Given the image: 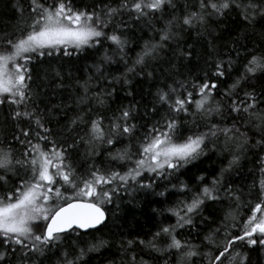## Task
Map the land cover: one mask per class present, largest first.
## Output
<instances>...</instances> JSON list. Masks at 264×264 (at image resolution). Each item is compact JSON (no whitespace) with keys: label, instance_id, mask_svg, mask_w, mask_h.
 Listing matches in <instances>:
<instances>
[{"label":"snow or ice","instance_id":"6c2138e0","mask_svg":"<svg viewBox=\"0 0 264 264\" xmlns=\"http://www.w3.org/2000/svg\"><path fill=\"white\" fill-rule=\"evenodd\" d=\"M171 3L172 0H120L116 6L101 3L88 11L87 6L83 9L75 8L72 0H29L28 15L24 18L23 26H18L11 38L7 35L0 37V104L7 100L10 106H16L10 115L13 122L11 142H0V188L5 189L0 191V246L6 249L0 252V264L9 255L18 264H30L33 257L44 256L69 233H77L79 236L82 232H99L107 226L105 205L111 204L113 197L120 191L127 192L129 186L153 188L157 181L166 180L181 168L193 165L206 154L209 142H218L220 136L224 137V148L233 152L228 165L221 169L219 176L212 178L211 186L205 184L199 191L192 193L191 200H181L165 210L176 217L175 224L161 227L150 240L140 239L138 243L152 252L165 255L171 253L174 264H192V258L197 256L206 258L207 264H246L247 254L236 251L238 245L246 242L249 248L256 245L264 248V179L260 182L258 202L246 205L250 207V214L242 221V226L237 221L236 210L230 208L225 213L220 226L225 229V237L221 242H216L220 227L206 235L201 245H192L178 238V229L194 227L192 217L201 211L206 201L222 202L223 198L240 201L238 191L234 194L230 183L224 187V174L239 165L242 157L236 153H243L250 141L235 123L226 127L209 123L210 118L224 111L223 103L213 100L214 90L218 87L217 79L225 76L223 61H213L209 54L203 78L173 80L172 84L165 85L167 90L158 89L156 99L160 107L167 104L168 110L160 120L147 126L142 137L135 135L137 124L129 123L136 117L133 115V107L127 106L113 114L107 127L102 115L90 121L84 115L76 116L66 125L67 130L74 131L76 126L83 124L87 131L83 136L74 137L72 144H68L66 137L58 141L53 130L46 126L52 120L39 109L33 99L34 81L29 67L33 61L42 62L38 58L52 57L61 51L65 56L72 55L70 49L80 52L101 45L104 40L110 41L123 55L127 44L126 38L122 36L123 22L116 24L111 33L107 31L114 20L125 13L130 18L135 13L137 20L154 17L156 12ZM232 4L233 0H199L198 11L189 12L182 19L174 17L168 21L159 42H146L128 71H134L136 65L146 66L149 58H156L165 42L173 38L174 22L182 28H191L194 21L203 24L211 15H223ZM17 11L23 17L24 6L19 5ZM257 15L264 19V0H249L244 6L243 19L251 23ZM124 27L127 25L124 24ZM191 55V52L179 53L185 59ZM109 59L105 56V60ZM246 59L243 72L229 86L225 95L231 100L229 114L235 113L237 119L259 135L260 138L252 147H264V109L260 107L264 104V87L257 93L256 85L252 84L250 90L244 91L242 99L233 98L250 79L264 82V50L258 54L249 52ZM213 67L215 71H212ZM53 71L57 77L60 76L58 70ZM97 71L100 69L97 68ZM148 75L151 77L152 73ZM115 79L119 81L120 77ZM124 83L128 84L129 81L125 79ZM81 87L85 93L81 98L83 103L89 99L90 87L87 81ZM189 88L192 90L189 91ZM194 94L199 98L193 99ZM95 98L99 104L104 103L100 94ZM193 106L194 111H190ZM157 111L154 106L150 114L155 115ZM181 112L193 117L200 116L207 131H199L197 125L196 131L189 128V134L185 135V125L172 115ZM56 122L59 123V120ZM139 127L144 128L145 125L140 124ZM134 137L135 144L129 143L115 153H108L110 161L120 162L121 167L124 164L132 165L123 172L95 163L88 164L83 172L74 166L73 156L77 154L78 144L86 147V162L96 155L95 145L115 147L123 143L124 139L132 141ZM13 144L19 147H13ZM216 146L213 143V149ZM259 164L260 172L264 175V156L260 157ZM13 177L18 183L9 186ZM196 179L203 183L206 177L199 176ZM179 189L181 193L191 191L184 182H181ZM221 190L224 197L220 196ZM158 195L163 196L165 193ZM229 219L233 221L231 225L226 224ZM230 228H239L240 234H231ZM161 238L167 240L163 247L158 246ZM107 243L105 240L91 243L87 252H98ZM135 243L137 241H127L129 247ZM201 247L209 250L200 252ZM127 251L128 248H125ZM85 255L83 248L71 260L68 259V253H65L63 264H77L78 261L84 264ZM121 264L124 262L121 261ZM131 264H137L135 255L131 258ZM139 264L145 262L141 260Z\"/></svg>","mask_w":264,"mask_h":264},{"label":"trees","instance_id":"16d2710c","mask_svg":"<svg viewBox=\"0 0 264 264\" xmlns=\"http://www.w3.org/2000/svg\"><path fill=\"white\" fill-rule=\"evenodd\" d=\"M72 2L75 8L83 9L87 6V10L92 11L94 5L103 3L116 6L120 0H72ZM248 2L249 0H233L232 6L226 9L223 15H211L203 24L194 21L191 28L187 26L182 28L174 22L173 38L165 42L155 59L149 58L146 66L136 65L134 71H128V69L133 67L137 54L142 51L145 43L159 42L161 32L168 21L173 20L174 17L182 19L185 14L198 11L199 0H172L171 4H166L161 11L156 12L154 17L148 16L139 20L135 19V13L131 18L126 13L118 16L107 31L111 33L116 24L123 22L122 36L127 40L123 55L110 41L104 40L101 45L94 48H86L80 52L70 49L72 55L68 56L61 51L58 54L54 53L52 57L38 58L42 62L33 61L29 65L34 81L33 99L39 109L52 120V123L46 126L53 130L58 141L66 137L68 144H72L74 137L83 136L87 131L83 124H80L74 131L69 132L66 125L73 118L84 115L85 119L90 121L102 115L104 125L107 127L113 114L127 106L133 107V115L136 117L129 123L137 124L135 135L142 137L147 131V126L160 120L168 110L167 104L160 107L156 99L158 89L172 84L173 80L203 78V70L209 54L213 61H223L225 76L218 79L212 77V79H217L218 83L213 93V100L221 101L224 111L221 115L210 118L209 123L219 124L221 127L232 126L235 123L240 132L245 133V138L249 139L250 143L243 153H236L242 157L239 165L224 174V187L230 183L234 194L238 191L240 201H230L227 198H223L222 202L206 201L201 211L192 217L194 227L185 226L177 230L178 238L192 245H201L206 235L220 227L225 213L230 208L236 210L237 221L242 226V221L246 220L250 214V207L246 205L249 202L252 205L258 202L260 182L264 179L259 164L260 157L264 156V147H252L260 137L254 134V130L245 126L243 121L237 119L235 113L229 114L228 106L231 100L225 95L229 86L243 72L248 53L258 54L264 50V19H261L259 15L251 23L243 19L244 6ZM19 5L24 6L23 17L17 11ZM28 9L29 0H0V37L7 35L11 38V34L17 31V27L23 26ZM124 24L127 27H124ZM181 51L191 52L192 55L188 59L182 58L179 56ZM105 56L110 59L105 60ZM97 68L100 69L99 72ZM53 69L60 72L59 77L55 75ZM212 71H215L214 67ZM149 72L152 73L151 77L148 75ZM116 77H120L119 81L115 79ZM125 79L129 81L128 84L124 83ZM86 81L90 87L89 99L81 103V98L85 95L81 85ZM252 84L256 85L257 93H260L264 87V82L252 78L238 90L236 97L233 98L242 99L244 91L250 90ZM176 87L179 88V85ZM130 92L131 95H129ZM97 94H100V99L104 100L103 104L97 102L95 98ZM198 98L195 94L193 95V99ZM172 99H175V95ZM154 106L158 111L155 115H151L150 111ZM15 107V105L10 106L7 100L0 104V142L4 144L11 142L12 139L13 122L10 115ZM260 107L264 109V104ZM49 109L51 111H48ZM190 111H194V106ZM146 112L149 114L146 115ZM172 115L185 125V135L189 134L187 131L189 128L196 131L197 125H199V131H207L201 123L200 116L193 117L183 112ZM57 120L59 123L56 122ZM140 124H144L145 127L140 128ZM135 142L134 137L132 141L124 139L123 143L116 144L115 147L97 144L94 146L96 155L88 158L86 162L84 155L86 147L78 144L77 154L73 156L74 166L83 172L88 164L95 163L101 167L123 172L132 165L124 164L121 167L120 162L110 161L108 153H115L117 149ZM213 143L217 144L215 149H213ZM13 147L19 146L13 144ZM205 153L193 165L181 168L166 180L157 181L151 189L129 186L127 192L120 191L113 197L111 204L105 205L108 216L106 227L99 232H82L79 236L77 233H69L57 247L49 249L44 256L33 257L30 264H63L65 253H68V259L71 260L79 254L81 248L86 251L83 257L84 264H113V262L121 264V261L124 264H131L133 255L136 257L137 264L141 260L145 264H174L171 253L165 255L149 251L138 241L150 240L161 227L175 224L176 217L165 210L177 205L181 200H191L192 193L199 191L205 184L211 186L212 178L219 176L221 169L228 165L233 155L232 151L224 148L223 136H220L218 142H209ZM199 176L206 177L203 183L196 179ZM145 180H147V174H145ZM181 182L186 183L191 191L181 193L179 189ZM15 183L18 181L13 177L9 186ZM173 185L176 187L173 188ZM4 190L0 188V191ZM161 192L165 195H158ZM220 196L224 197L223 190L220 191ZM232 223L231 219L226 221L228 225ZM229 232L235 235L240 234L239 228H230ZM224 237L225 229L220 227L216 242H221ZM99 240H105L108 243L98 252H87L88 245ZM128 240H134L137 243L129 247ZM166 243L167 240L164 238L158 240L160 247ZM125 248H128L127 252ZM5 250L0 246V252ZM208 250L204 247L199 249L200 252ZM236 251L247 254L246 264H264V248L259 245L249 248L246 242H242L237 246ZM2 264H18V261L9 255ZM77 264L80 262L78 261ZM192 264H207V259L200 256L193 257Z\"/></svg>","mask_w":264,"mask_h":264}]
</instances>
